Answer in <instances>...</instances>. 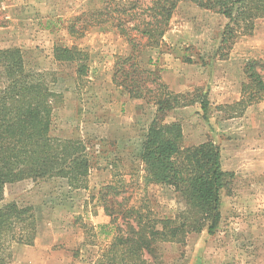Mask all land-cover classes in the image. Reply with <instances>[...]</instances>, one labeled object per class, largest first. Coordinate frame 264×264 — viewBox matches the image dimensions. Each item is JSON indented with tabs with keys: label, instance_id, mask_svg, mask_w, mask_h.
Masks as SVG:
<instances>
[{
	"label": "rangeland",
	"instance_id": "1",
	"mask_svg": "<svg viewBox=\"0 0 264 264\" xmlns=\"http://www.w3.org/2000/svg\"><path fill=\"white\" fill-rule=\"evenodd\" d=\"M106 1L0 0V51L19 49L27 70L49 74L50 88L63 95L52 135L83 141L91 157L86 189H73L61 178L6 186L3 204L31 207L38 223L35 244L15 248V264H106L107 246L125 228L121 219L110 225L100 195L107 186L120 193L111 201L120 218L132 208L158 217H174L180 208L172 189L146 183L139 153L157 108L133 102L113 83L118 58L131 54L118 23L84 29L86 16L104 9ZM78 17L76 29L85 34L72 37L69 27ZM228 23L223 15L182 2L164 42L144 48L138 59L139 67L155 71L171 92L206 97L207 111L196 103L164 119L182 126L185 147L216 144L223 170L233 175L215 232L160 245L157 264H264V99L242 115L234 106L249 83L250 63L259 62L264 78V18L221 60ZM57 45L89 54L86 78L77 82L74 64L55 59ZM4 86L0 79V90ZM104 225L113 229L112 236L102 234Z\"/></svg>",
	"mask_w": 264,
	"mask_h": 264
},
{
	"label": "trees",
	"instance_id": "2",
	"mask_svg": "<svg viewBox=\"0 0 264 264\" xmlns=\"http://www.w3.org/2000/svg\"><path fill=\"white\" fill-rule=\"evenodd\" d=\"M182 2L229 20L219 48L221 60L228 58L239 37L252 35L256 21L264 18V0H107L104 9L84 21L86 30L117 22L120 35L130 46L131 54L116 62L113 83L127 91L133 102H153L156 106L139 161L146 183L172 189L180 206L174 217L132 208L120 218L111 202L120 193L112 192L110 186L105 187L106 192L101 190L110 225L120 219L125 224L102 256L106 264H157L160 245L184 244L189 235L204 230L213 234L221 221L222 195L230 188L233 175L222 168L220 148L211 141L183 146L182 126L164 119L168 113L196 103L207 111L209 101L199 95L189 98L171 92L155 71L138 63L144 48L164 42L173 13ZM75 22L69 34L83 37L85 30L76 29L82 18ZM53 53L58 62L74 64L77 82L87 77V52L57 45ZM258 66L254 61L246 69L249 83L243 85L242 100L234 105L240 108L239 115L264 99V78ZM0 68L5 85L0 90V264H15V248L35 244L38 223L31 207L3 204L6 186L61 178L73 189H86L91 157L83 141L52 135L55 111L63 95L50 88L48 73L27 70L19 49L0 51ZM110 225L101 227L107 237L113 234Z\"/></svg>",
	"mask_w": 264,
	"mask_h": 264
}]
</instances>
